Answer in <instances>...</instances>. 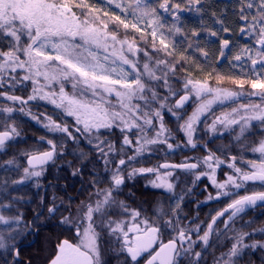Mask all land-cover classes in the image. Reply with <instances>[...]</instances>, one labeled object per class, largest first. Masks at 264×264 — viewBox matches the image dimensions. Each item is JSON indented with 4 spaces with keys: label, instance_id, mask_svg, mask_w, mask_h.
I'll return each mask as SVG.
<instances>
[{
    "label": "snow or ice",
    "instance_id": "snow-or-ice-1",
    "mask_svg": "<svg viewBox=\"0 0 264 264\" xmlns=\"http://www.w3.org/2000/svg\"><path fill=\"white\" fill-rule=\"evenodd\" d=\"M257 208L264 0H0V264H264Z\"/></svg>",
    "mask_w": 264,
    "mask_h": 264
},
{
    "label": "trees",
    "instance_id": "trees-1",
    "mask_svg": "<svg viewBox=\"0 0 264 264\" xmlns=\"http://www.w3.org/2000/svg\"><path fill=\"white\" fill-rule=\"evenodd\" d=\"M185 21L188 23V25L190 27L196 26L199 17L195 14L192 13L190 16L184 17ZM226 63V62H223ZM223 71L227 72L228 69L226 67L223 68ZM51 111V106H48L47 108L41 106L39 109L33 108V111ZM27 135L29 137H38L39 135L43 134L42 129H40L37 125H35V123L33 121L27 120L23 125ZM31 142V141H30ZM221 141H217V143H220ZM173 160H177L178 157H174L172 158ZM156 160V159H155ZM157 161V160H156ZM163 160L161 159L160 162H162ZM210 191H212L211 189H209ZM141 191H143L142 186H138V188L136 189V193H137V201L140 202L144 199H150L151 197L149 196H142L140 193ZM207 194L205 193L204 195H200L199 196V200L205 199V196ZM223 207V205L217 201H214L210 204H207L204 207L198 208L196 202H189L187 207L185 208V212L190 214L189 218H194L196 216H199V221H206L209 219V215L210 214H214V212L218 209ZM256 219V227L262 226L264 225V208H257L254 212H250V214L245 217V219ZM198 221V222H199ZM36 262L34 263H38L37 260H34Z\"/></svg>",
    "mask_w": 264,
    "mask_h": 264
},
{
    "label": "flooded vegetation",
    "instance_id": "flooded-vegetation-1",
    "mask_svg": "<svg viewBox=\"0 0 264 264\" xmlns=\"http://www.w3.org/2000/svg\"><path fill=\"white\" fill-rule=\"evenodd\" d=\"M178 159H182V157L178 156ZM151 162L157 163L160 161H156L155 159H152ZM142 184L143 181L140 182L139 186H142ZM133 190L136 191V189ZM80 199L83 200L85 199V197L81 196ZM71 235H72L71 233H65L63 236H61L59 234V230H53L51 232L43 231L39 236V238L35 240V242H32L33 238L29 237V239L24 242L25 247L24 250L22 251L21 258L27 260V258L31 257L33 259V264H45V261L47 257L51 254L53 250V246L56 244L57 240L70 237ZM29 244L30 246H28ZM34 260H37L38 263H34L36 262ZM113 264H115V262Z\"/></svg>",
    "mask_w": 264,
    "mask_h": 264
},
{
    "label": "rangeland",
    "instance_id": "rangeland-1",
    "mask_svg": "<svg viewBox=\"0 0 264 264\" xmlns=\"http://www.w3.org/2000/svg\"><path fill=\"white\" fill-rule=\"evenodd\" d=\"M192 13H183L182 14V16H183V18L184 17H187V16H190ZM219 109L217 110V112H216V114L218 115L219 114ZM201 188H203V185L201 186ZM207 194V193H206ZM199 196L200 195H197V196H194V197H192L191 198V202H196V204L198 203V202H200V201H203L204 199L202 198V200H199ZM215 201V200H214ZM214 201H209L208 203H206V204H200V206L198 207V208H201V207H204V206H206L207 204H210L211 202H214ZM114 263V262H113Z\"/></svg>",
    "mask_w": 264,
    "mask_h": 264
}]
</instances>
